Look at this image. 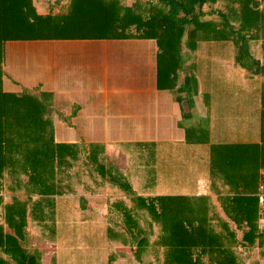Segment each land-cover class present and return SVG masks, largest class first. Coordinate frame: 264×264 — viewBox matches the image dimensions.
<instances>
[{
    "label": "crops",
    "instance_id": "1",
    "mask_svg": "<svg viewBox=\"0 0 264 264\" xmlns=\"http://www.w3.org/2000/svg\"><path fill=\"white\" fill-rule=\"evenodd\" d=\"M57 1L51 9V30L46 38L5 43L0 91L5 95H31L35 100L31 106L16 105L9 111L28 109L32 128L40 125L43 131L51 129L54 143L72 148H65L59 155L43 150L37 143L46 140L34 133L13 139V147L6 148L7 139L1 134L6 129L3 112L7 106H0V256L9 264H20L16 256L24 257L26 250L33 248V259H24L23 264H131L132 259L135 263L134 252L126 247L146 246L139 241L142 235L137 242L135 238L136 230L141 229L138 216H142L150 230L149 249L153 250L152 240L154 249L163 253L160 261L149 252L153 264H172L166 257L178 241L190 246L189 252L194 254L208 250L209 241L193 245L195 230L221 235L223 243L230 245L231 239L238 242L233 252L236 264H264V244H259L258 228L245 235L246 227L238 229L218 200L243 194V187L251 202L258 193L264 171L260 126L264 121V90L223 89L225 96L238 100H226L222 118L209 111L213 101L198 100L199 78L190 67L198 54L197 49L188 50L198 43L188 48L181 40L170 41L160 55L153 38L97 36L99 32L93 29L96 23L92 25V14L85 11L84 3ZM150 1L117 0L123 8H129L120 10L128 21L118 22V31L135 34L130 16L136 13L142 20L149 18ZM250 1L258 3V10L264 6V0ZM181 4L175 0L170 8L180 29L185 28L179 17ZM86 13H90L92 22L82 25L80 18ZM252 26L243 28L250 30ZM245 55L243 58L250 53ZM230 60L217 61L220 73L229 82L234 79L228 75L234 70ZM235 60L243 71L244 61ZM249 61L252 63L255 57ZM246 73L238 87H245L247 80L251 82ZM236 74L242 76L239 71ZM235 110L237 118L232 114ZM221 142L223 146L218 144ZM20 143L27 144L21 147L25 152H16ZM92 145L101 148L96 147L90 155ZM250 145H257L261 151L252 152ZM101 153L103 165L96 167ZM157 159H161L159 165ZM112 176L130 183L133 194L111 183ZM252 181L258 182V188ZM58 196L85 200L87 222L82 223L75 210L70 213L79 205L53 202ZM58 205L62 207L58 209ZM153 207L157 213L150 212ZM60 211L62 219L65 215L63 222ZM95 223L100 226L95 227Z\"/></svg>",
    "mask_w": 264,
    "mask_h": 264
},
{
    "label": "trees",
    "instance_id": "2",
    "mask_svg": "<svg viewBox=\"0 0 264 264\" xmlns=\"http://www.w3.org/2000/svg\"><path fill=\"white\" fill-rule=\"evenodd\" d=\"M173 1L175 0H151L148 3L149 18L146 20H142L141 17L135 15L136 13L131 15L130 18L135 24V34H126L124 29L118 31V28H116V25L119 24L118 22L126 24L128 21L120 10H129V8H123L117 0H80L81 3L85 4V11L91 12L93 22L89 20L91 18L89 16L90 13L84 14L80 19L82 25L84 21L92 22V25L95 22L96 27H93V29L99 32L96 33L98 34L97 36L103 38H124L127 35L139 38H153L158 42V46L161 49L160 55L165 52V45L170 41L175 42L181 40L183 43H187L186 47L191 43H198L188 50L194 52L197 49L198 59L197 61H192L193 64L191 63L190 67H192L193 71L197 74L198 68L202 69V71H200L202 72L201 76L199 77L201 93L198 97V100L201 102L204 101V103H207L209 100L215 102V99L219 97L221 100L220 104L224 106L227 103L226 100L235 103L238 100L237 98H235L236 100L232 98L227 99V96L223 94V89L236 91L238 86L237 84H232L226 77L221 75L217 61L222 58H231L234 56L246 62V64L242 62V70L247 71L248 73H246V76L252 80L254 76L259 77V80L255 81L254 84L256 89L260 91L264 90V6L262 9L258 10L256 9L258 3L256 1L251 2L250 0H206L203 2L200 0H179L180 3H182V7H180L179 10V17L180 20L185 22V28L181 26L182 28L180 29V22L178 24L176 19H173L170 14ZM48 2L51 3L52 1ZM250 4L253 7H251ZM51 9L52 7L39 3L38 0H0V62H2L4 58V47L7 41L46 38L47 33L51 30L48 27L52 19ZM250 24L253 25L252 28L250 30H244L243 27L245 25L249 26ZM89 26L91 25H86V27ZM240 29H242L241 33L239 32ZM86 33H89V29L86 30ZM250 47H252V51ZM248 52L250 53V55H248L249 57L243 58L242 54L245 55L246 53L247 55ZM254 57L255 61L251 63L249 58H253L254 60ZM182 60L184 61L186 59L183 58ZM236 66L239 68L240 65ZM32 100L34 99L31 95H5L0 91V106H7V110L3 112L7 122L6 129L5 133L2 132L1 134L2 138L7 139L6 148L13 147L11 146V141L13 139L19 137L25 138L28 134L32 135L33 133L38 134L41 138L46 140L42 143H37L38 146H43V150L47 151L50 149L53 150L56 155H59L62 154L65 148H72L68 145L54 143L53 131L51 129L49 132L43 131L40 129V125H36L32 128L30 124V122L33 121V119H31L32 114L28 109H26L25 112H23L22 109H14L13 112L9 111V108L16 105V107H20V105L31 106L33 104ZM229 106L232 107L231 103H229ZM234 113L235 115L233 116L237 118V110L232 114ZM20 118H22L23 121H20ZM218 125L220 126V124ZM230 134L232 135V132H230ZM220 144L221 146L224 145L222 143ZM26 145V143H20V148L17 147L16 152H25L22 151L21 147ZM229 145V147L234 146L232 144ZM211 146L212 145L209 146V149ZM92 147L96 148L97 146H90V155H92ZM252 147L253 146L250 145V148ZM38 149L39 154H41L42 149L39 147ZM90 157L92 158V156ZM103 161L104 156L101 153L100 159L97 162L101 165ZM109 180L120 190L129 195L133 194L130 183L126 182L123 178H115L112 176ZM250 181L251 179L247 178V182ZM243 191L244 193L241 195L229 194L219 197L218 200L221 201L224 206L223 209L228 219H230L238 229L242 226L246 227L247 231L245 235L250 236L251 232H255L258 228V203L257 197H253L251 202L248 199L249 197L245 196V187H243ZM56 193L59 194L57 191ZM60 198L62 197H55L53 202L56 203V201H60ZM63 200L71 202L72 205H79L81 208H78L79 206L73 208L70 210V213L73 215L75 210V212L80 215L79 220L82 223L87 222L83 210V207L85 208V200ZM122 212L125 216L126 213L124 209H122ZM150 212L157 213V210L153 207ZM138 220L141 224V229L136 230L135 238L138 240L142 235L140 240L147 245L149 238L147 236L144 218L138 216ZM95 227L99 226L97 225ZM76 235L79 236V231H76ZM256 236L259 238V244L263 245L264 233L259 232V235L257 234ZM192 237L193 239L195 238L193 245L197 246H199L198 244L203 240L209 241L210 244L207 249L210 251L202 249L194 254V252H189L190 246L183 245L181 241L179 243V248L175 249L172 247V249H170V253L167 255L166 259L171 260L172 264H236L233 252L236 250L235 247L238 242L234 243V240L231 239V245L227 242L223 243L221 235L214 236L213 234H203L198 230H195V233L192 231ZM240 244L242 245V243ZM34 252L36 251L31 248L26 250L24 257L20 254V257L16 256V258L20 264H23L24 259L27 261L33 259ZM133 252L136 257L139 256V250L135 249ZM149 252H151V250L147 245L145 249L140 251L141 257L136 260V264H153ZM0 264L9 263L0 256ZM33 264L39 263L36 262ZM250 264L260 263L258 261H253Z\"/></svg>",
    "mask_w": 264,
    "mask_h": 264
},
{
    "label": "rangeland",
    "instance_id": "3",
    "mask_svg": "<svg viewBox=\"0 0 264 264\" xmlns=\"http://www.w3.org/2000/svg\"><path fill=\"white\" fill-rule=\"evenodd\" d=\"M39 1V3H42V4H44V5H46V6H48V7H53V4L55 3V2H58L57 0L56 1H54V2H51V3H49L48 1H51V0H38ZM52 4V5H51ZM250 6L251 7H253L251 4H250ZM258 41V40H257ZM231 59V60H230ZM219 60V59H218ZM220 60H222V59H220ZM229 60L230 61H228V63H232V65L231 66H233L234 65V70L232 69V71L230 72V73H228V75H231V78H234V79H230V82L232 83V84H237L238 85V81L241 83L242 82V77H243V74H244V70L243 71H241L234 63H235V57L233 56V57H231V58H229ZM219 70H222L221 68L219 69ZM200 71H202V69L200 68H198V74H199V76H198V78L201 76V73L202 72H200ZM240 72V74L242 75V76H240V75H237L236 74V72ZM197 74V73H196ZM222 75V74H221ZM245 75H247V74H245ZM226 78H228L227 76H226ZM235 78H237V79H235ZM246 78H248L247 76H246ZM243 79H245L244 77H243ZM248 79H250V78H248ZM251 80V82L250 81H248L247 80V82H245V87L243 86V85H241V86H239L238 88H242V89H249V90H255L256 89V86H255V81L254 80H252V79H250ZM199 89H200V83H199V87H198ZM256 98H258V97H256ZM256 98H254V100L256 101ZM227 99H229L228 97H227ZM220 98L219 97H217L216 99H215V102H213L212 104H211V106L209 107L210 108V112L211 113H213V112H215L217 115H219L220 117H224V115H223V105L222 104H220ZM237 123H238V120H237ZM220 124V126L222 127V124L221 123H219ZM260 126H261V129H262V132H263V135H264V121L263 122H261V124H260ZM222 130H225V128L224 127H222ZM222 144H224L223 142H221ZM219 145H221L220 143H219ZM97 148H101L100 146H98L97 145ZM97 148H95V147H92L91 149H92V152L93 151H97ZM128 148V147H127ZM258 151H261V149L260 148H258L257 147V145H254L253 146V148H252V152H255V153H257ZM92 160H93V157L91 158ZM156 163V162H155ZM159 163H161V159H157V164L159 165ZM99 164L97 163V164H95V166L97 167ZM101 165H103V164H101ZM179 165H182V162L179 164ZM94 166V167H95ZM167 166H170L171 167V164L169 163ZM92 168V167H91ZM254 184V181H252V185ZM257 184V185H256ZM258 186V182L256 181V183L253 185V187H256V188H258L257 187ZM253 190V192H257V189H252ZM255 197H256V194H255ZM77 199H79V198H75V199H71L72 201L74 200V201H76ZM8 201V200H7ZM61 201H64L62 198H60V201L58 200V202L59 203H61ZM146 201V200H145ZM76 204V203H75ZM77 205V204H76ZM60 207H62L61 205H58V209L60 208ZM172 212L173 213H176V209H174V208H172ZM60 213V216H59V219H60V222H63V220L65 219V215H64V219H62V212L60 211L59 212ZM95 225H98V226H100V224L98 223H95ZM232 227H233V229H234V225H232ZM173 228H176V227H173ZM148 228H146V232H147V236H148V234H150V230H147ZM234 231H235V229H234ZM148 237H150V236H148ZM151 239H154V238H151ZM136 242H137V240H136ZM152 240L149 242L150 243V247H151V249H153L151 252H152V254H153V256L155 257V258H157L158 260H160L161 261V256L163 257V253H162V251L160 250V249H158V248H156V249H154V245L152 244ZM140 243L142 244V245H145L143 242H142V240H140ZM179 241L177 242V243H174L173 244V246H174V248L175 249H177V248H179L180 246H179ZM134 245V244H133ZM147 247V245L144 247V248H146ZM126 248H128L127 249V251H129V252H133V250H135V249H137V250H139V249H141V248H139V247H134V248H131L130 247V244L126 247ZM143 248V249H144ZM142 250V249H141ZM262 253H263V255H262V258H263V260H264V250H262ZM132 256L134 255V257H135V254L133 253V254H131ZM235 255H238V254H235ZM136 260H137V257H135V263H134V259H132V261L131 260H129L130 261V263L131 264H136Z\"/></svg>",
    "mask_w": 264,
    "mask_h": 264
},
{
    "label": "built area",
    "instance_id": "4",
    "mask_svg": "<svg viewBox=\"0 0 264 264\" xmlns=\"http://www.w3.org/2000/svg\"><path fill=\"white\" fill-rule=\"evenodd\" d=\"M256 197L258 203V230L260 233H264V171L260 177V183Z\"/></svg>",
    "mask_w": 264,
    "mask_h": 264
}]
</instances>
